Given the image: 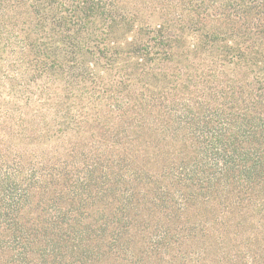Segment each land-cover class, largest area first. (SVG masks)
Listing matches in <instances>:
<instances>
[{
    "label": "trees",
    "instance_id": "16d2710c",
    "mask_svg": "<svg viewBox=\"0 0 264 264\" xmlns=\"http://www.w3.org/2000/svg\"><path fill=\"white\" fill-rule=\"evenodd\" d=\"M32 74L70 104L0 138V264H264V0H0L5 105Z\"/></svg>",
    "mask_w": 264,
    "mask_h": 264
},
{
    "label": "rangeland",
    "instance_id": "374dc122",
    "mask_svg": "<svg viewBox=\"0 0 264 264\" xmlns=\"http://www.w3.org/2000/svg\"><path fill=\"white\" fill-rule=\"evenodd\" d=\"M11 57H9V60H12V55L9 54ZM12 64H10L11 66ZM13 67L15 69H11V72H15L17 68L19 69V66H16L13 64ZM34 75L33 77L25 78L21 81V84L24 83L25 85H30L33 88V91L35 90V85L36 84H41L43 90L40 94L44 105L43 106H30L26 108L24 106V102L21 100L23 98L22 94L20 92H17L12 98H10V102H12V107L9 105H5L6 102V97L5 93L1 95L0 100L3 101L2 104H0V108L3 109H12V110H17L20 111V113H15L14 118L9 121V126H6L4 124L0 125V128H3L6 133H3L0 131V138H3V140H6L7 142H10L13 146H24L23 144H28L29 139L36 140L41 135V129L43 127L44 122H51V117L52 115H55V111L62 110L63 108H68L64 107V105L69 106V102H66L64 90L65 88L63 87L64 85V79L63 77L59 75H53V76H45V75H37V74H32ZM7 85V82H6ZM17 90H21V86L16 87ZM76 88V86H75ZM1 89V88H0ZM26 94V93H25ZM75 94H76V89H75ZM27 96L31 97L29 94H26ZM55 96H58L55 98ZM74 100H79V99H74ZM61 103L59 106L58 104ZM29 108H34L36 109L35 112H41V115L36 113V116L32 118V112ZM60 112V111H59ZM3 117V119H6V115L0 116V118ZM56 120H59L56 118ZM34 126L36 128H34ZM8 133H11L8 135ZM23 138V141L22 139ZM21 139V141H20ZM65 139V138H64ZM54 138L50 139V142H52ZM60 139H58L59 141ZM34 142V141H33ZM31 146V145H29ZM42 146V144H41ZM57 146V145H54Z\"/></svg>",
    "mask_w": 264,
    "mask_h": 264
}]
</instances>
